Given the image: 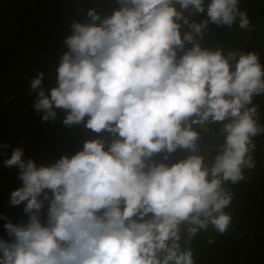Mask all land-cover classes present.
Here are the masks:
<instances>
[{
  "label": "clouds",
  "instance_id": "obj_1",
  "mask_svg": "<svg viewBox=\"0 0 264 264\" xmlns=\"http://www.w3.org/2000/svg\"><path fill=\"white\" fill-rule=\"evenodd\" d=\"M116 3L72 22L50 91L43 71L31 81L43 121L63 110L96 136L51 164L20 147L5 160L27 220L4 225L0 264H195L200 233L232 224L228 185L255 168L264 134V64L205 38L249 17L240 0Z\"/></svg>",
  "mask_w": 264,
  "mask_h": 264
},
{
  "label": "trees",
  "instance_id": "obj_2",
  "mask_svg": "<svg viewBox=\"0 0 264 264\" xmlns=\"http://www.w3.org/2000/svg\"><path fill=\"white\" fill-rule=\"evenodd\" d=\"M118 7L116 0H0V238L10 240L4 225L27 220L24 205L10 203L12 191L22 186L18 167L5 160L13 150L23 148V159L37 165L54 163L64 154L81 150L83 142L96 134L83 124L71 127L63 123L66 113L57 110V118L42 120L34 104L38 90L32 79L45 73L42 86H55L60 57L67 51L64 43L71 35L74 20L87 19L95 8L103 15ZM240 8L250 20L249 30L211 26L206 44L219 43L225 49L239 48L255 52L264 64V0H240ZM264 127V97H257ZM106 135V134H105ZM219 134L217 133V139ZM256 166L246 170V179L229 184L233 200L227 211L232 224L223 235L209 230L193 241L195 264H264V134L254 138ZM6 217L7 219H4ZM213 243H209V240Z\"/></svg>",
  "mask_w": 264,
  "mask_h": 264
}]
</instances>
